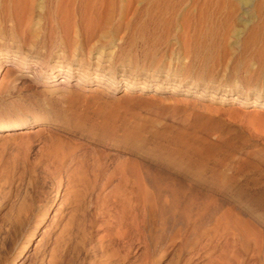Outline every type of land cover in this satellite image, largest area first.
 Segmentation results:
<instances>
[{"label":"rangeland","instance_id":"374dc122","mask_svg":"<svg viewBox=\"0 0 264 264\" xmlns=\"http://www.w3.org/2000/svg\"><path fill=\"white\" fill-rule=\"evenodd\" d=\"M243 1L183 0L184 16L207 22L178 35L160 24L157 1L127 28L60 33L80 44L66 57V82L60 45L20 69L12 55L0 64V81L16 76L13 90L0 91V119L37 120L0 131V264H46L68 219L57 264H264V0H249L254 19L245 25ZM50 68L61 74L31 79ZM127 80L135 82L129 90ZM255 95L260 104L234 100ZM86 157L94 165L85 168L82 199L67 204L69 166ZM152 199L160 214L146 210Z\"/></svg>","mask_w":264,"mask_h":264},{"label":"bare ground","instance_id":"6f19581e","mask_svg":"<svg viewBox=\"0 0 264 264\" xmlns=\"http://www.w3.org/2000/svg\"><path fill=\"white\" fill-rule=\"evenodd\" d=\"M154 1H157V5H160V7H163V9L162 8L161 9L164 10L163 11L164 14H162L161 19H159L160 24H164L165 27H167V28L169 27V28H171V30L173 29L174 31H176L177 35L179 34L180 31L182 32V30H184V28H186V27H189L188 29H190V26H191L192 28L195 29V28L198 27V25H200V24L204 25L203 23L207 22L205 20L206 16L205 17H202V16L198 17V19L196 21H194V23H192L193 19L191 20V18H187L188 15L184 16L185 13L182 12V10H183V8H182L183 7L182 6L183 0H178L177 3H171L168 0L167 1H164V0H0V59L2 60V61H0V64L2 62H4V61H7L6 58H8L10 55H12L14 58L17 59V61H13L14 64H15V68L20 69V67H22L23 65H25L27 63V61H26L27 57H34L36 59V61H38L43 56L44 57L51 56V54L57 48V46L60 45L61 46L60 47L61 53L59 54L60 64L58 66H60V67L65 66L67 68L66 72L63 75L60 76L61 77L60 82H66L70 78V67H71L70 65H71V62H72V61L69 62L66 57H67L69 52H73L77 48V46H79L80 44L77 43V41H72L71 42L70 40H68V41L65 40L64 43H63L61 41V39H59L60 38L59 37L60 33H62L63 36H65L67 34V35H72L73 38H78V37H80V34H82V32L85 31V32H90L91 37H94V35H95V33L97 31H107L105 29H110V28H116V29L117 28H121V27L127 28L128 26L132 25L136 20L139 22L142 19V18H140V20L137 19V18H139V17H137V15L140 12V10L142 8H146L149 4H152ZM241 5H243V9L242 8L241 9H242V13L244 15L242 20H243V23L245 25L248 22H250L251 19L253 18L252 15H251L252 13H251V9H250V6H249L250 5L249 4V0H244ZM154 7L155 6H153V8ZM148 8L151 9L150 6ZM180 9H182V10H180ZM146 10H147V8L145 9V11ZM158 14H159V12H158ZM160 14H161V11H160ZM145 17H147V16H145ZM263 17H261V19ZM157 20H158V18H157ZM157 20H156V22H157ZM141 21H145V20H141ZM153 21H154V18H153ZM196 23H198L197 27H195ZM220 23L222 24V22H220ZM135 24H136V22H135ZM191 24H193V25H191ZM221 24H220V26H221ZM262 26H261V28H263ZM204 27L206 28V26H204ZM84 28L86 30H84ZM216 28L217 27H215V29ZM208 29H209V27H208ZM201 31L203 32L202 29H201ZM85 32H83V33H85ZM194 32H195V30H194ZM204 32H205L204 34L206 35V30ZM212 32L213 31H211V33ZM263 32L264 31H262L261 34H263ZM170 33H171V31H170ZM199 33L200 32H198V34ZM214 33H215V31H214ZM256 33H258V32H256ZM248 34H250V33H248ZM175 35H174V37H175ZM177 35H176V37H177ZM207 35H209V34H207ZM253 35H254V33H252V36H251L252 38H253ZM200 36H198V37H200ZM238 36H239V34H238ZM242 36L244 38V35H242ZM97 37H99V35ZM103 37H105V36H103ZM256 37L259 38L260 40L262 38L261 36H256L255 35V40L257 39ZM186 39H188V38H186ZM250 39L251 38H249V40ZM244 43H246V42H244ZM252 43H253V40H252ZM259 43H261V41H259ZM262 43H263V41H262ZM262 43H261V46H262ZM247 44H248V42H247ZM99 51H100V49H99ZM101 52H102V50H101ZM73 55L74 54H72V56ZM52 69L53 68H50V72H48V73H45V72H43V73L41 72L40 73L38 71H33L31 79L40 77V78H43L44 80H48V79H54L55 77L58 76V74H61L59 72L58 73L52 72L51 71ZM15 81H16V76L15 75H13L12 73H9V72L5 73V76L0 81V91H4V90L11 91V90H13L15 88ZM78 81L86 83V84H94V82L96 80H91L90 78L83 79L82 77H78ZM134 85H135V82L133 80H127L124 83V88L126 90H129V89L133 88ZM143 88H145V87H143ZM225 92H226V94H228L229 91L225 90ZM258 98H259V95H255L253 98H251V97H242V98L236 97V98H234V100L238 101L240 104H245V105L246 104H253V105H256V104H260L258 102ZM262 106H264L263 103H262ZM35 121H37V120L30 121V120H27V119L26 120H24V119H13V120H11L9 122H6L5 120L0 119V131L14 129V128H25L26 126H30ZM62 163H64V161ZM88 165H89L88 168L93 167L94 162L92 164L90 158L86 157L84 159L82 158V161H80L78 164H76L74 166L71 165L72 167L69 166V168L72 169V170H68L69 168L67 169L68 171H71L69 173H72L71 175H69V173H68V175H69V177H68L69 184L64 189V193H63V196H62L63 201L66 202L67 204H69V203L73 204V202L75 203L77 200L80 201V199H82L81 196L79 198L76 197V196H77V194L80 195V193H81L80 192L81 185L84 184V183L82 184V182H84V180L86 182V180H87V177L85 179V176H86V173H85L86 169L85 168ZM73 168H74V170H73ZM92 170H93V168H92ZM87 175H89V173ZM113 176H115V175H113ZM116 176H117V174H116ZM118 177H119V175H118ZM92 178L95 179V176L93 177V174L90 177V179H92ZM97 179H98V177H97ZM135 179H136V177H135ZM80 182H81V184H80ZM90 182H91V185H90V183L86 184V185L93 186V184H92L93 180H91ZM94 185H95V183H94ZM97 185L98 184H96L95 186H97ZM100 185H102V184H100ZM118 185H120V184H118ZM132 186H133V183H132ZM78 187H79V191H77ZM82 187L84 188V185ZM97 187H95V188H97ZM131 187H130V189H131ZM133 187H135V186H133ZM89 188L92 189L93 187H89ZM100 188L101 187L99 186L97 189H100ZM77 192H79V193H77ZM132 194H134V193H132ZM132 197H134V198H131V206H132V211H133V209H135V210L138 209L137 208V203L139 201L136 202V199H135L134 195ZM129 199H130V197H129ZM116 200H117V202H118V200L122 201V198L121 199L120 198L113 199V201H116ZM109 201H110V199H109ZM153 201H155V199L154 200L152 199L151 204H152ZM173 201L176 202V200H173ZM177 201H178V199H177ZM127 202H125V203L129 207L128 210L131 211V209H130L131 206H129V204ZM158 202L160 203V201H158ZM165 202H163V203H165ZM80 203L81 202H79V204ZM105 203L106 202H104V205H105ZM107 203H109V202L107 201ZM113 203L115 204L116 202H113ZM163 203H162L161 206L164 205ZM79 204L76 203V205L75 204L74 205L77 206ZM151 204H149L150 207H148V205L146 207L145 205L142 204L143 207L144 206L146 207V210L148 208L149 213H151L153 210H156L157 209L156 207L159 205V204L157 206L155 205V208H154V206H153L154 204H152L153 207L151 206ZM176 204H179V202L176 203ZM98 205H100V204L98 203ZM106 205H105V208H106ZM111 205H112V203H111ZM140 205H141V203H139L138 206H140ZM142 205H141V207H142ZM112 206H114V205H112ZM115 206H117V205H115ZM172 207L173 206L170 205L171 209H173V208L176 209L175 206L173 208ZM99 208H100V206H99ZM167 208H166V210H167ZM76 209H73V207H72L71 211H75ZM106 210H107V208H106ZM146 210H144L145 213H146ZM160 210L162 211V208ZM100 211H101V209H100ZM141 211H143V208H140V211L138 210L137 212L140 213ZM157 211L158 210H156V213L159 212V211L158 212ZM163 211H165V210H163ZM134 212L135 211H133V213ZM137 212H135V213L138 216ZM133 213H132V215H133ZM161 213H164V212H161ZM69 214H70V211H69ZM158 214H160V213H158ZM164 215H166V214H164ZM133 217H135V216H133ZM150 217L151 216H149V218ZM162 217H164V216H161V218ZM143 218H144V216H143ZM156 218H158V216ZM164 218H166V216ZM186 218H187V220H186V223H187L188 221L190 222L192 216L190 214H187ZM154 219L155 218H153L152 221H154ZM134 220L135 219H133V221ZM166 220L167 219H164L163 221L165 223H167ZM155 221L153 223H155ZM135 222H136V220H135ZM156 222H158V221H156ZM72 223H73V221H72ZM116 223H118V222H116ZM161 223H163V222H161ZM73 225H74V223H73ZM163 225L165 226V224H163ZM186 225L188 226V223ZM67 226H69V227L67 228ZM133 227H135V226H133ZM228 228L232 229V225H230V227H228ZM228 228L226 227V229H228ZM161 229H162V227H161ZM231 229H229V230H231ZM15 230H16V225L15 224H12L9 227V229H7L6 234L4 236H2L3 245L6 246L7 244H9L11 242ZM70 231H71V222L68 219L65 222V224H63L61 231L57 234V236H55L53 238V240L51 242V244H52L51 247L48 248L47 250H45L46 251V256H47L46 264H57L58 257L59 256L60 257L63 256V250L67 251V248L65 249L63 245L68 243L67 241L69 239ZM138 231H139V229H138ZM208 231H209V229H208ZM135 232H136V229H135ZM231 232H232V230H231ZM137 234H138V232H137ZM137 234H136V236H137ZM102 237H104V236H102ZM103 243H101V244H103ZM230 245H232V244H230ZM65 253H64V255H65Z\"/></svg>","mask_w":264,"mask_h":264}]
</instances>
